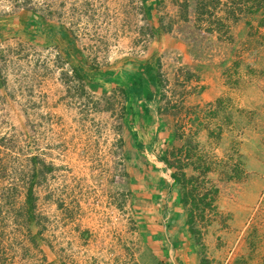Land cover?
<instances>
[{"label": "rangeland", "instance_id": "obj_1", "mask_svg": "<svg viewBox=\"0 0 264 264\" xmlns=\"http://www.w3.org/2000/svg\"><path fill=\"white\" fill-rule=\"evenodd\" d=\"M0 264H264V1L0 0Z\"/></svg>", "mask_w": 264, "mask_h": 264}, {"label": "trees", "instance_id": "obj_2", "mask_svg": "<svg viewBox=\"0 0 264 264\" xmlns=\"http://www.w3.org/2000/svg\"><path fill=\"white\" fill-rule=\"evenodd\" d=\"M248 1V0H247ZM253 1H255V0H253ZM262 1H264V0H262ZM257 3H259V1L257 2ZM259 5V4H258ZM258 5H256V6H258ZM15 25V27H19V24L18 23H16V24H14ZM73 70H74V73H75V75H78L80 78L81 77H84V78H90V75H89V70H90V68H87V67H84V66H81V65H79V64H76L75 66H73ZM153 80H154V82H156L157 81V78L156 77H154V78H152ZM139 82V81H138ZM136 88H138L139 87V89H141L142 87H141V84H140V82L135 86ZM125 90L123 87H121V90ZM143 91V90H142ZM127 97H128V99H132V97L128 94V95H126ZM146 107V106H145ZM163 162L165 163V165H167L168 167H173V164L172 163H170L169 161H168V158L165 156L164 158H163ZM179 171H177V172H172L171 173V176H172V178L174 179V181L176 182V183H178L181 187H182V189L183 190H186V188H187V183L189 182V181H192L193 180V177H190V178H186L185 177V175H184V173H178ZM189 195H188V192H187V190L186 191H184V194H183V196H182V201H183V203L184 204H187V202H188V200H189V197H188ZM191 199V198H190ZM188 223H190L191 221H192V216H191V213L190 214H188ZM191 228V227H190ZM191 230H192V228H191Z\"/></svg>", "mask_w": 264, "mask_h": 264}, {"label": "crops", "instance_id": "obj_3", "mask_svg": "<svg viewBox=\"0 0 264 264\" xmlns=\"http://www.w3.org/2000/svg\"><path fill=\"white\" fill-rule=\"evenodd\" d=\"M236 24H237V23H236ZM119 80H120V78H119ZM126 82H127V81H126ZM127 101H128V103H129L130 100L128 99ZM131 101H133V100H131ZM143 113H144V112H143ZM144 123H145V121L143 122V124H144Z\"/></svg>", "mask_w": 264, "mask_h": 264}]
</instances>
